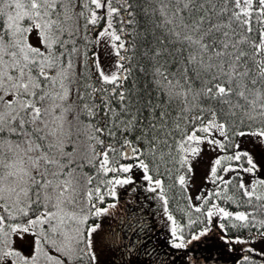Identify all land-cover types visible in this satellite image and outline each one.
Listing matches in <instances>:
<instances>
[{"label": "snow or ice", "instance_id": "obj_1", "mask_svg": "<svg viewBox=\"0 0 264 264\" xmlns=\"http://www.w3.org/2000/svg\"><path fill=\"white\" fill-rule=\"evenodd\" d=\"M224 251L264 264V0H0V264Z\"/></svg>", "mask_w": 264, "mask_h": 264}, {"label": "rangeland", "instance_id": "obj_2", "mask_svg": "<svg viewBox=\"0 0 264 264\" xmlns=\"http://www.w3.org/2000/svg\"><path fill=\"white\" fill-rule=\"evenodd\" d=\"M103 48H104V46H103V44H101V45H99V46L96 47V50L99 53H101V55H103ZM206 167H207V159L204 158L197 165V173H196V177H195V182L197 184L202 179V175L206 171ZM25 246H27L26 242H25ZM211 247L213 249L212 255L215 256V249L217 248V244L211 241ZM205 254H207V252Z\"/></svg>", "mask_w": 264, "mask_h": 264}, {"label": "trees", "instance_id": "obj_3", "mask_svg": "<svg viewBox=\"0 0 264 264\" xmlns=\"http://www.w3.org/2000/svg\"><path fill=\"white\" fill-rule=\"evenodd\" d=\"M160 235H161V237H162V236H163V232H161ZM211 241L214 242V243H216V242H215L214 240H211V239H209V240L207 241L208 248H211V249H212V247H211ZM217 247H218V245H217ZM206 252H207V251H206ZM218 254H219V253L215 250V256H217ZM215 256H214V257H215ZM224 256H225L226 258L220 260V261H219V264H232V259H231L230 256H228V254H227L226 251H224Z\"/></svg>", "mask_w": 264, "mask_h": 264}]
</instances>
